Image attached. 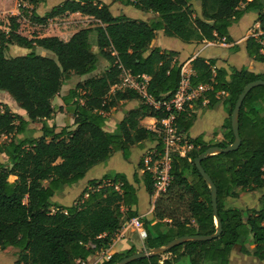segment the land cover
Segmentation results:
<instances>
[{"label":"trees","instance_id":"1","mask_svg":"<svg viewBox=\"0 0 264 264\" xmlns=\"http://www.w3.org/2000/svg\"><path fill=\"white\" fill-rule=\"evenodd\" d=\"M44 1L18 0L19 15L8 19V31L0 30V91L7 92L26 113L24 119L0 104V138L17 137L30 123L37 124L40 133L38 138H14L0 144V155L7 157L9 165L0 162V250H18L17 264H86L90 257L108 250L122 226L138 217L136 189L125 174L109 173L88 181L71 206L55 205L52 199L65 186L84 180L88 171L106 163L116 152L127 159L129 150L144 142H155L159 151L158 122L167 115L164 109L143 104L132 91L111 92L119 81L118 67L136 77H149L148 94L155 101H170L182 79V64L177 52L151 48L156 32L187 44H230V27L248 12H256V23L264 28V0H199L200 17L194 16L191 0H114L156 15L152 23L115 17L110 5L100 0H64L39 16L35 8ZM21 17L42 27L55 25L59 34L22 36ZM93 32L98 54L109 67L101 76L79 81L62 97L74 128L66 121L56 131L47 124L55 111L52 100L73 76L82 78L97 69L99 58L89 40ZM11 45L27 53L6 57ZM261 49L257 38L246 40L247 55L264 63ZM191 70L189 86L207 89L180 111H173L177 131L189 137L197 113L219 104L228 118L221 127L220 140L188 138L192 148L184 156H172L170 185L154 201L153 219H142L147 234L144 251L162 248L177 238L216 233L210 189L194 161L210 147L224 149L232 144L230 115L238 96L249 83L264 81V74L218 68L215 61L203 58L192 60ZM135 100L140 104L128 111L116 133L107 132V115L119 103ZM145 118L156 119L155 131L140 124ZM238 126L241 144L236 151L201 161L216 188L220 236L207 242L187 241L164 254L129 264H229L235 247L264 262V195L257 208L242 211L228 207V201L237 200L241 193L264 190L263 86L245 97ZM148 166L142 161L138 169L143 171L141 181L146 193L153 196L154 181ZM250 235L252 253L245 249ZM135 253L131 248L99 264H118Z\"/></svg>","mask_w":264,"mask_h":264},{"label":"crops","instance_id":"2","mask_svg":"<svg viewBox=\"0 0 264 264\" xmlns=\"http://www.w3.org/2000/svg\"><path fill=\"white\" fill-rule=\"evenodd\" d=\"M106 4L108 5V3ZM126 8L127 7L121 5V8H118V12L119 13L121 12V13L118 15H114L112 13V6L110 7V11L115 17L126 16V13H127ZM135 11L138 12V10L136 9ZM140 13L145 14L144 12H140ZM147 14L149 13H146L145 15ZM136 16L138 15L136 14ZM256 18H257L256 12H248L238 22L234 23L229 29V35L233 39V42L230 44H225L222 42H210V43H203V44H197V43L187 44V43H184L178 40L177 38L166 37L163 35L162 31H158L156 32V38L154 42L152 43L151 48L157 47L163 50H171V51L177 52L178 53L177 60L183 65L182 69L188 75H191L193 73L191 70V61L194 60L195 58L213 60L215 61V66L218 68H225V69L234 68L236 70L247 69L248 71L254 74H264V63H259V62L252 60L247 55L246 50H245L246 40L251 36V32L253 28L256 27V24H257ZM134 20H141L144 22L152 23V21H146L142 19V17L141 18L137 17V19H134ZM53 36H57V34ZM46 37H52V36H46ZM159 37H160L161 42L158 40ZM167 39H173L177 44H179V46L176 48L171 47L172 45ZM42 53L47 54L45 52H42ZM98 65H99V62H98ZM95 73L96 71L88 76L77 78V81H75L74 85L77 84L79 81L86 80L87 78L98 77L96 76ZM68 82H70V80ZM65 86L66 85L64 84L62 89ZM69 89L71 90L73 89V87H70ZM65 95H62L60 99H57L56 106L58 108L57 110H60V111L63 110L66 113L65 106L63 105V102L61 100L62 97ZM52 103H53V100H52ZM122 103H128L124 106H121L122 104H120L121 107L116 113L122 114V115L118 117H114L116 115L115 113L116 110H113L111 114L109 113L107 115L104 128L109 133H112V134L116 133L118 124L123 120V118L126 116L128 111L135 109L138 106V104H132V102H122ZM57 110H55V112ZM19 116L26 119V117L22 116V114H20ZM226 118H228V115L222 104H219L212 110L199 111L197 113V118L194 122V125L189 131V137L186 136V138L193 139L198 136H203L204 140L206 141H209L212 139L220 140L222 138L221 127L224 121L226 120ZM66 121H69L71 129H73L74 127L72 126L73 124L72 118L67 117ZM140 124L148 130L155 131L157 121L154 118H145L144 120L141 121ZM56 126L58 127L59 125H56ZM155 146H156L155 142L153 143L144 142L138 146H133L128 152L127 159L123 157L122 152L114 153L112 157L106 163L97 165L94 168H92L90 171H88V173L86 174L84 178L85 180L84 186L86 185L88 181L100 179L104 175L109 174V173L125 174L129 182L136 189V196L138 200V204L136 207V213L138 215L137 218H140L141 220L145 219L147 221H151L153 219V204L156 198L153 196H149L145 191L144 185L141 181V176L143 174V171L138 169V166L140 164V160H138V158L143 156L148 151H149L148 153L150 154L151 152H154L156 150ZM148 159L149 158L147 157L144 160V162L147 163ZM135 175H137L136 176L138 180L137 183H134ZM65 187H68V186H65ZM141 188L144 189V193H145L143 194V199H144L142 202L143 205L141 204L139 195H138L139 189ZM246 244L249 247L252 246V245L250 246L249 239L247 240ZM131 248H134L137 252H141L142 250H144L143 242L138 238L136 231L132 229L131 227L127 226V222H126L122 226L118 234L116 235L114 239V245L111 246L105 252L108 253L109 255H113L115 253H123L125 251H128ZM253 248L254 247L252 246L250 250V249H247L246 247V251L249 253H252ZM94 257L95 256L90 257L86 263H89L90 261L94 260ZM250 257H253V256L244 254L242 256L235 257L233 255V250H232L229 264H233V262L234 263L236 262V264H247V259H249ZM95 263L96 262H94V264Z\"/></svg>","mask_w":264,"mask_h":264},{"label":"rangeland","instance_id":"3","mask_svg":"<svg viewBox=\"0 0 264 264\" xmlns=\"http://www.w3.org/2000/svg\"><path fill=\"white\" fill-rule=\"evenodd\" d=\"M63 1L64 0H45L43 3L36 6L35 11L37 12V14L39 16H43L52 7L59 5ZM100 1H102L104 3L105 2L108 3V5H110V7L112 6V13L114 15H118L121 13V12L120 13L118 12V8H121V4L119 2H116L114 0H100ZM190 3L192 5L193 11H194V16L200 17V14H201L200 1L199 0H191ZM18 7H19L18 0H0V30L8 31V24H9L8 19L11 16L19 15L20 11H19ZM126 10H127L126 16L130 19H137V17H140V18L142 17V19H144L146 21H152L153 22L156 18V15H154L152 13L145 15L146 13L145 14L140 13L141 11L136 12L135 9L132 7H127ZM136 14L138 16H136ZM19 24H20L19 34H21L22 36H25L27 38H33L36 36L46 37V36H53V35L59 34L58 27L55 25H52L50 23H49V25L42 27V26L31 24L26 18L21 17L19 20ZM251 33H253V32H251ZM89 40H90V44H91L93 53H96V55L99 58V65H97V70H96L95 74H96V76H101L104 73V70L108 69L109 63L104 58L99 56V54H98V51L96 48V43H95L96 34L94 32L91 33ZM158 40L160 41V37ZM167 40L172 45L171 47L176 48L179 46V44H177L173 39H167ZM26 53H27V51L25 49L11 45V46H9V49L6 52V57L21 56V55H24ZM42 54H44V53H42ZM182 68H183V65H182ZM77 78L78 77L73 76L70 79V82L65 83L66 86L63 89H61L59 95L53 99L52 106H53L54 110L58 109L56 106L57 99H60L62 95L67 94L68 91L70 90L69 89L70 87H73V88L75 87L76 84L74 85V83H75V81H77ZM131 102H132V104H138V105L140 104L139 100H135V101H131ZM0 104L3 108L7 107L11 111V113L17 114L18 116L20 114H22V116L26 117L25 112L19 108L17 103H15L14 100L12 99V97L5 91H0ZM120 104H122L121 106H124L128 103H119L117 105V107L113 109V110H116L115 113L118 112L119 108L121 107ZM112 111L110 112V114L112 113ZM120 115H122V114L116 113V115L114 117H118ZM67 117H69V115L67 113H65L63 110H61V111L57 110L56 112L54 111V115L52 116L51 120L47 121V124L49 126H54L56 128V131H59L61 128H63L65 126ZM55 124L59 125V126L57 127ZM36 128H37V124L30 123L27 130L23 134H21L17 137L2 136L0 138V144H8L10 142V140H12L14 138H16V139L38 138V136H40V133L36 131ZM148 152H146L143 156L138 158V160H140V162L143 161L144 165H146L144 160L147 157L149 159L154 158V153L151 152V154H150ZM0 162L4 163L6 166H9L7 163V157L4 154L0 155ZM135 176H137V175H135ZM84 183H85V180H82L76 184H73L71 186L65 187L64 189H61L55 195V197L52 199V203L55 205H59V206H71V205H73L75 203V201L77 200L78 196L80 195V193L82 192L83 188L85 187ZM143 194H145L144 189L143 188L139 189L138 195H139V199H140L141 204L144 200ZM263 195H264V190L249 191V192L241 193V195L239 196V198L237 200H229L228 201V207H235V208H238L242 211L257 208L260 204V200L263 197ZM248 239L250 240V246H251L252 236L250 235L248 237ZM246 247H247V249L251 250V247H249L247 244L245 245V249H246ZM143 251L144 250H142L141 252H143ZM18 253H19L18 250L14 249V248H7L5 250H0V264H17V261L19 258ZM102 253H106V252L104 251V252H101V253L94 255L95 256L94 260H92L86 264H94V262H96L95 264H99L103 260V257L101 256ZM241 254L244 255L242 248L235 247L233 249V255L235 257L242 256ZM233 264H236V262L235 263L233 262ZM247 264H264V262L258 261L254 257H250L249 259H247Z\"/></svg>","mask_w":264,"mask_h":264},{"label":"built area","instance_id":"4","mask_svg":"<svg viewBox=\"0 0 264 264\" xmlns=\"http://www.w3.org/2000/svg\"><path fill=\"white\" fill-rule=\"evenodd\" d=\"M252 32L250 37H255L259 40V44L262 46L260 52L264 54V28L262 29L259 24H256ZM118 68L120 70L119 81L112 87L111 92L132 91L138 95L143 104L155 110L164 109L167 113V115L158 122L159 127L157 128V132L161 139V149L159 151L155 150L153 152L154 158L148 159L146 163V166L150 164V166H148V171L151 173L152 180L154 181L153 197L158 198L166 192L170 185L172 156L174 154L184 156L192 148L186 135L177 131L176 116L173 111H180L186 102L198 98L207 88L205 86H199L192 89L189 86L190 75L186 74V72L181 69L182 79L173 98L170 101H155L147 92L149 77H136L121 66ZM221 95H223V93ZM127 226L136 231L138 238L142 242L146 239L147 234L140 218H132L127 222ZM113 245L114 240L110 247ZM101 256L103 259H109L111 255L102 253Z\"/></svg>","mask_w":264,"mask_h":264},{"label":"water","instance_id":"5","mask_svg":"<svg viewBox=\"0 0 264 264\" xmlns=\"http://www.w3.org/2000/svg\"><path fill=\"white\" fill-rule=\"evenodd\" d=\"M261 86L264 87V81H262V80H258V81L249 83L247 86L244 87V89L242 90V92L238 96L236 104H235V106L231 112V115H230L231 131H232V134L234 137L232 144H230L229 146H227L224 149H221L218 147H210L207 150H205L194 161V164H195L197 171L202 176V178L205 180V182L207 183V185L210 189L211 205H212L213 213L215 216V223H216V228H217L216 233L211 235V236H196V237L177 238L162 248H158L155 250H147V251H143V252H137L132 256L124 258L118 264H129V263L136 261L138 259L148 258V257L154 256V255H161V254H164L165 252H168L172 248L179 246V245H181L187 241L207 242V241L217 239L220 236V234H221V223L217 217L216 188H215L214 184L212 183V181L210 180L209 176L204 172L203 168L201 167V161L204 160L205 158L209 157V156L234 152L240 147L241 140H240V136H239L238 118H239V111H240L241 105H242L245 97L247 96V94L251 90H253L257 87H261Z\"/></svg>","mask_w":264,"mask_h":264}]
</instances>
